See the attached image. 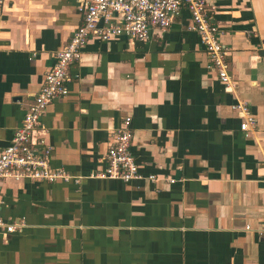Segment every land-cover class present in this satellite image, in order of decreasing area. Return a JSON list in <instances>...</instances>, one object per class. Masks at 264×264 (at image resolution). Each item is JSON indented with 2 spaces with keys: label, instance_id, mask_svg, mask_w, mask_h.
<instances>
[{
  "label": "crops",
  "instance_id": "0c3cea01",
  "mask_svg": "<svg viewBox=\"0 0 264 264\" xmlns=\"http://www.w3.org/2000/svg\"><path fill=\"white\" fill-rule=\"evenodd\" d=\"M80 1L0 8V151L81 23ZM206 2L233 90L186 8L145 41L89 38L68 93L42 116L51 165L79 179L2 181L0 215L16 228L0 232V264H264V0ZM238 100L256 118L248 134ZM126 116L140 171L155 180L91 176Z\"/></svg>",
  "mask_w": 264,
  "mask_h": 264
},
{
  "label": "built area",
  "instance_id": "2783aa9c",
  "mask_svg": "<svg viewBox=\"0 0 264 264\" xmlns=\"http://www.w3.org/2000/svg\"><path fill=\"white\" fill-rule=\"evenodd\" d=\"M5 0H0V8ZM182 8L190 12L187 29L197 32L204 45L209 67L214 68L224 88L232 91L236 82L229 71L230 48L219 39L220 30L213 22L206 0H81L79 11L82 21L69 40L55 54V62L45 72L42 85L29 102L21 124L15 128L12 139L0 151V188L4 179L78 180L64 168L51 165L52 145L47 141L48 129L42 121L47 105L54 99L68 93L67 83L71 77L70 66L80 59L82 47L89 38L109 39L125 35L137 41L148 40L153 28L167 30ZM233 109L242 114L240 129L248 134L254 129L256 118L251 114L249 104L238 100ZM131 117L126 116L123 125L113 133L106 156L105 167L91 174L95 178L120 179L126 182L156 176H144L131 150ZM174 182L175 179H170ZM0 197V213L2 209ZM15 223L0 215V232L14 231Z\"/></svg>",
  "mask_w": 264,
  "mask_h": 264
}]
</instances>
